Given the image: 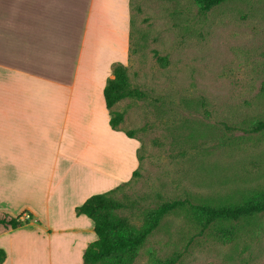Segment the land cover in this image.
I'll return each mask as SVG.
<instances>
[{
    "label": "rangeland",
    "instance_id": "1",
    "mask_svg": "<svg viewBox=\"0 0 264 264\" xmlns=\"http://www.w3.org/2000/svg\"><path fill=\"white\" fill-rule=\"evenodd\" d=\"M130 12L126 65L137 95L114 108L125 113L117 130L134 131L142 158L116 193L134 205L115 214L138 228L166 200L220 205L264 192V130L253 129L264 121V0L209 10L197 0H131ZM172 258L264 264V211L208 227L186 208L166 214L133 264Z\"/></svg>",
    "mask_w": 264,
    "mask_h": 264
},
{
    "label": "crops",
    "instance_id": "2",
    "mask_svg": "<svg viewBox=\"0 0 264 264\" xmlns=\"http://www.w3.org/2000/svg\"><path fill=\"white\" fill-rule=\"evenodd\" d=\"M130 11L131 0H0V213L32 214L0 226L2 264H82L97 234L76 206L138 167L139 140L111 127L104 97L112 65L128 62Z\"/></svg>",
    "mask_w": 264,
    "mask_h": 264
},
{
    "label": "trees",
    "instance_id": "3",
    "mask_svg": "<svg viewBox=\"0 0 264 264\" xmlns=\"http://www.w3.org/2000/svg\"><path fill=\"white\" fill-rule=\"evenodd\" d=\"M203 10H209L226 0H197ZM113 77H109L104 86L106 106L110 111V124L117 129L124 119V111L114 106L121 99L137 95L130 85L128 66L122 62L112 65ZM256 131L264 130V121H259L253 128ZM130 137H135L134 131L125 130ZM138 159L142 155L138 149ZM139 166L133 170L132 177L117 186L103 192L94 193L87 197L75 210L77 214H86L94 221V231L97 238L87 245L83 252L82 264H133V261L144 245L149 235L157 228L162 218L172 212L186 208L193 218L208 227L217 220H238L253 216L264 211V192L243 203H228L212 205L208 203H193L189 199H172L162 202L157 208L146 210L143 213V223L135 227L126 216H119L115 211L119 208L134 205L133 202L121 200L116 193L129 184L133 177L139 174ZM23 217V214L11 215L2 212L0 226L16 228L25 225L32 219V214ZM6 258V251L0 247V264ZM175 258L168 259L161 264H172Z\"/></svg>",
    "mask_w": 264,
    "mask_h": 264
},
{
    "label": "built area",
    "instance_id": "4",
    "mask_svg": "<svg viewBox=\"0 0 264 264\" xmlns=\"http://www.w3.org/2000/svg\"><path fill=\"white\" fill-rule=\"evenodd\" d=\"M28 216L29 214L27 212L23 214V217H28Z\"/></svg>",
    "mask_w": 264,
    "mask_h": 264
}]
</instances>
